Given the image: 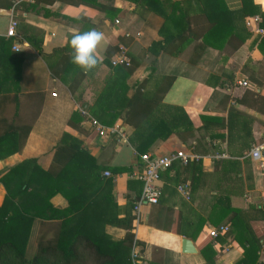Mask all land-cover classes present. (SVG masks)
<instances>
[{"label": "crops", "instance_id": "crops-1", "mask_svg": "<svg viewBox=\"0 0 264 264\" xmlns=\"http://www.w3.org/2000/svg\"><path fill=\"white\" fill-rule=\"evenodd\" d=\"M76 1L0 0V119L7 123L11 120L15 95L18 110L15 121L30 124L20 150L0 158V176L27 158H34L45 170L61 135L66 133L87 150L99 167V174L103 176L104 170L111 174L114 207L102 210L98 228L112 240L131 233L149 264H208L199 252V246L208 241L214 252L213 264H233L242 256L241 245L228 232L208 236L207 226H215L213 221L225 214L217 224L231 228L228 217L232 213L228 208L241 209L249 217L250 207L258 208L264 203V160L250 159V163H243L241 155L229 154L243 150L248 140L250 145L259 141L264 131L261 38L238 22L236 27L243 41L237 48L231 49L229 44L221 50L205 47L196 57L192 52L194 40L211 23L203 14H195L187 17L182 37L153 54L148 47L160 39L159 16L139 8L121 16L117 11L123 6L122 0H97L98 5ZM223 2L229 10L241 6V0ZM252 2L264 10V0ZM10 19L16 22V38L5 35ZM93 28L103 32L105 40L97 50V67L85 73L71 62L70 39L75 32ZM13 42H17V50L11 48ZM34 45H39L41 53ZM117 47H124L130 57L132 70L126 76L119 74L121 68L116 67L119 65L109 63ZM150 74L163 76L154 100L181 106L195 130L184 142L172 133L165 143L160 142L146 152L164 154L183 150L194 152L201 159L199 163L187 164L174 160L170 167L160 170L157 203L142 205L134 222L132 201L140 193L141 182L129 178L128 173L139 166L138 153L127 141L98 137L82 118L77 123L67 120L75 109H84L103 125L121 124L128 136L133 129L130 121H122L120 116L114 118L105 108L123 109L132 99L136 83ZM238 79L247 80L248 86H237ZM104 90L106 94L99 96ZM154 100H138L134 105L137 115L131 120L148 110ZM93 102L96 113L86 107ZM228 113L244 121L239 123L233 117L227 132ZM215 151L226 154L220 160L238 163L223 166L215 163L210 157ZM246 151L244 155L248 156ZM113 167L121 169L112 172ZM178 183H187L192 188L190 197L184 198L177 192ZM5 192L0 182V203ZM15 192V203L40 220L38 236L45 240L52 238L58 218L40 208L48 201L53 208L62 209L66 206L64 197L55 193L46 201L43 190L33 191L31 187L23 192L16 188ZM114 219L128 224V228L111 223ZM181 238L189 239L195 252H182ZM257 254L258 261L264 264V239Z\"/></svg>", "mask_w": 264, "mask_h": 264}, {"label": "trees", "instance_id": "trees-1", "mask_svg": "<svg viewBox=\"0 0 264 264\" xmlns=\"http://www.w3.org/2000/svg\"><path fill=\"white\" fill-rule=\"evenodd\" d=\"M76 2L98 5L97 0ZM122 2V8L117 11L121 16L139 8L161 18L157 30L160 39L152 41L148 47L149 52L153 54L162 51L174 39L182 37V33L187 29V17L195 14H203L211 23L210 27L194 40L192 52L196 57L205 47L221 50L225 44H229L231 49L237 48L243 41V36L238 32L236 24L242 22L243 26L245 16L257 14L260 17L259 25L264 27V10L252 0H241V6L236 10H229L223 0H122ZM241 29L244 30L243 27ZM34 46L37 52L41 53L39 45ZM259 48L264 51V38H261ZM116 67L121 68L119 74L124 76L132 70L130 66ZM162 78L163 76L150 74L137 82L132 89V99L127 101L123 109L115 111L109 107L105 108L114 118L120 116L122 121H130L133 125L127 142L138 154L146 152L160 142L165 143L172 133L184 142L195 130L181 106L154 100L159 95L158 86ZM103 93L106 94V90L100 92L99 96ZM13 98L11 120L7 123L5 119H0V158L20 150L30 127L28 123L15 121L18 116L17 97L14 95ZM138 100H154V104L132 121L138 112L134 108ZM94 104L93 102L86 106L91 113H96ZM233 117L235 116L227 114V132ZM81 118L80 111L75 109L70 113L67 122L77 123ZM235 118L239 123L244 121L239 116ZM58 142L51 162L45 170L36 164L34 158H27L0 176V182L6 190L0 203V264H131L129 250L133 235L126 232L122 239L112 240L98 228L100 222L98 216L102 210L106 212L108 206L110 209L114 207L113 204L111 206V177L99 174V167L93 158L73 136L63 133ZM243 146V150L229 151V154L241 155L244 158L243 163H250L251 157L244 155L250 147L249 140ZM214 161L222 166L223 163L233 165L238 163L230 159ZM119 169L121 168H110L112 172ZM29 187L37 192L43 190L46 201L55 193L61 194L66 200V206L62 209L53 208L48 201L40 208L48 210L58 218L57 229L50 239L45 240L38 236L40 220L27 214L14 201L16 188L23 192ZM191 190L192 188H189L188 197ZM250 209L252 212L246 217L241 209L228 208L232 214L228 217L231 228H228L227 232L242 247V256L233 264H262L258 261L257 253L264 239V203L261 207ZM224 216L225 214L220 215L213 221L215 227L224 225L217 224ZM112 222L128 228V224L122 221L114 219ZM199 252L208 264H213L214 252L208 241L199 246Z\"/></svg>", "mask_w": 264, "mask_h": 264}, {"label": "built area", "instance_id": "built-area-1", "mask_svg": "<svg viewBox=\"0 0 264 264\" xmlns=\"http://www.w3.org/2000/svg\"><path fill=\"white\" fill-rule=\"evenodd\" d=\"M28 2H33V0H27ZM117 23V20H114ZM260 17L257 14L245 16L243 19L244 26L250 30L251 33L258 36L259 38H264V27L259 25ZM15 20L10 19L6 27L5 35L8 37L16 38L15 34ZM11 48L14 50L18 49L17 42H13ZM109 63L111 66H123L129 67L130 57L124 47H117L115 52L110 56ZM236 85L240 87H247L248 82L245 79H238ZM52 95L54 93H51ZM80 114L82 116V121L87 124L88 128L94 132L98 137H112L117 142L127 141V134L123 130L121 124L113 123L112 125H103L97 121L94 117L89 115L84 109H80ZM264 151V131L260 134L259 141L252 143L249 149L246 151V155L250 156L251 159L264 160V156L261 152ZM214 160L226 157L223 152L215 151L210 155ZM139 161V166L129 171L128 176L131 179H136L141 182V190L136 199L132 204V214L133 221L136 222L139 217L140 207L144 204H156L158 198V189L156 182L158 180L159 171L170 167L174 160H178L183 164L188 161H199L201 156L194 152H185L183 150H175L172 152H167L164 154H155L150 152H143L137 154ZM103 176H111L109 171L104 170L102 172ZM177 192L184 198L188 197V184L178 183L176 185ZM228 226L226 224L215 226H207V235L210 237H215L220 233H226ZM129 260L131 264H149L147 259L142 255L139 248L136 245L135 240L131 242L129 250Z\"/></svg>", "mask_w": 264, "mask_h": 264}, {"label": "clouds", "instance_id": "clouds-1", "mask_svg": "<svg viewBox=\"0 0 264 264\" xmlns=\"http://www.w3.org/2000/svg\"><path fill=\"white\" fill-rule=\"evenodd\" d=\"M105 35L95 28L85 32H75L70 39L71 62L85 73L97 67V50L104 42Z\"/></svg>", "mask_w": 264, "mask_h": 264}, {"label": "water", "instance_id": "water-1", "mask_svg": "<svg viewBox=\"0 0 264 264\" xmlns=\"http://www.w3.org/2000/svg\"><path fill=\"white\" fill-rule=\"evenodd\" d=\"M261 155L264 156V151L261 152ZM180 245L182 252H195V248L189 239L181 238Z\"/></svg>", "mask_w": 264, "mask_h": 264}]
</instances>
